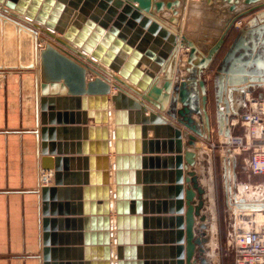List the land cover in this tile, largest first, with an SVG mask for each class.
Instances as JSON below:
<instances>
[{"label":"water","instance_id":"1","mask_svg":"<svg viewBox=\"0 0 264 264\" xmlns=\"http://www.w3.org/2000/svg\"><path fill=\"white\" fill-rule=\"evenodd\" d=\"M203 3V0L190 2L188 10L190 14L187 16L184 31L180 33L167 26L165 22L171 26L179 25L184 0H0V19L12 22L20 32L27 33L33 41L34 59L22 64V67L37 73L38 57L40 61L42 153L56 154L55 185L41 186L45 229L49 222L47 216L49 192H55L56 185L61 183V163L62 160H67L55 150L54 143L50 148L47 146L48 132L52 134L54 131V128L45 126L48 122L53 123L45 117L47 103L52 104L54 100L52 96H48L50 94L47 88L62 87L63 90L59 94L72 95L79 102L80 95L83 94H102L105 101L106 95L111 91L112 77L115 79L114 85L118 88L112 95L116 105H119V100H125L128 108L136 110L139 115L138 122L142 124L143 138H146L147 129L152 125L155 138L150 140V143L155 146L156 153H170L168 156L157 154L155 160L157 166L169 160L173 183L169 188L174 190L169 200L149 202L148 187L140 185V172L138 186H128L134 179L132 176L129 177L124 169L136 162L137 168L147 167L148 158L140 154L146 152L147 141L143 140L141 149L131 148L130 153L137 152L138 156L132 155L129 158L124 156L127 159L124 163L123 155L119 153L121 145L118 139L121 131L116 126L114 135L117 156L114 166L118 185L115 207L119 214L116 221L118 229L116 239L119 245L115 264H136L129 262L130 258L135 257V251L130 253L123 246L129 242L128 234L124 232L129 221H132L133 227L137 222L139 244L143 240L148 242L147 235L151 232L145 229L149 226L155 227L156 223L157 227L164 224L170 228L168 232H164L169 235L171 242V259H166L165 264L209 263L206 252L209 250L207 242L210 236L206 231L207 215L203 212L206 202L205 188L199 182L195 151L199 138L210 140L212 135V118L208 109L209 88L204 75L210 70L227 35L236 23L253 13L239 28L213 74L214 100L221 116L220 123L237 118L238 112L233 105L235 96L242 93L243 99H246L248 92H253L257 87H264V0H207L205 7L208 5L216 9L210 16L215 18L219 11L217 17L222 20L219 34L213 37L209 35L212 30H205L206 28L203 33L196 32V29L201 28L198 26L201 18H196L192 14L194 7L200 8L204 6ZM93 4H98V7L90 16L92 21L86 20L81 13H87L86 6L93 7ZM2 10L11 13L12 16ZM76 11L78 19L69 25V17ZM155 12L158 15H155ZM212 18L204 20L205 23L212 25ZM91 27L94 28L93 31ZM39 29L54 39L47 41L41 48L38 47ZM178 48L185 49L188 56L186 64L178 68H182L185 73L177 76L178 79L174 81L175 71L169 66L172 52ZM181 58L179 57L178 61ZM143 64L147 68H144ZM160 71L165 79L161 86L156 83L157 73ZM87 72L91 73L89 79ZM222 102L225 104V110L222 109ZM178 103L181 104L180 107ZM147 111L148 114H144ZM117 112L116 110V124ZM195 115L198 119L194 117ZM104 121L105 119L102 120ZM160 129L166 131L167 136H162ZM230 135L228 128L226 136ZM104 136L108 137L106 130ZM137 136H140L139 129ZM184 137L187 139L185 142ZM107 166L109 167V164ZM43 168L52 167L44 164ZM225 176V183L228 185L227 168ZM144 182H147V172L144 175ZM151 188L159 189L158 186ZM122 198L124 201H121ZM127 198L131 199L130 205L126 201ZM149 207L151 212L172 214L169 216L143 214L149 213ZM127 212L138 213V216L129 218L123 215ZM109 221L108 218V224ZM45 245L43 264H51L48 242L45 241ZM139 249L137 255L141 259L143 257L141 245ZM107 259V264H112L109 246ZM139 264L162 263L160 260L155 262L146 258L143 262L140 260Z\"/></svg>","mask_w":264,"mask_h":264},{"label":"crops","instance_id":"2","mask_svg":"<svg viewBox=\"0 0 264 264\" xmlns=\"http://www.w3.org/2000/svg\"><path fill=\"white\" fill-rule=\"evenodd\" d=\"M69 5V4H68ZM98 4L93 7L86 6L87 13H81L86 20L91 19ZM74 13L69 25L77 18ZM207 17H202L201 27L205 26ZM187 19H181L179 25L186 26ZM200 22V21H199ZM85 23V21H83ZM42 31H38V47L41 48ZM41 36V37H40ZM187 51L180 49L172 52L170 68L174 72V81L185 71L180 68L186 64ZM179 57L182 59L179 60ZM33 41L25 32H20L15 24L8 20L0 19V264H43L45 241L48 242L49 261L57 264H107V248H111V262L117 260L118 242L116 239L118 229L116 226L117 202L115 177V111L117 110L121 123L119 127H126L129 133L122 140L131 148H142V142L147 141L146 152L140 154L148 158L147 167L137 168V162L127 166L129 177H133L132 186H138L137 179H141V186H147V200L171 199L174 190L169 188L172 181L169 160L164 164H156L155 156H168L170 153H156L150 140L155 138L154 128L150 125L146 138L142 136V124L138 122L139 115L136 110H130L125 100H119V105L113 101L112 95L117 91L111 84V91L107 96L106 122H98L95 119L102 117L103 108L89 104L97 103L102 94L80 95L81 101L69 94H59L62 87L48 86L49 94L54 98L52 104L46 105L45 117L48 127L54 128L52 134L48 132L46 140L48 148L54 143L55 150L67 160L61 163V183L56 185V191L49 192L48 196V226L45 229L43 219V200L41 186L55 185V156L56 154L42 153V93L40 79V61L37 60V73L32 69H25L22 64L33 61ZM177 59V60H176ZM144 68H147L143 64ZM178 76V77H177ZM91 73L87 72V78ZM115 81L114 78L111 77ZM165 82L163 73H158L156 83L161 86ZM62 84V83H61ZM62 86V85H61ZM264 87L255 88L254 92H248L246 100L242 93L235 96L234 108L239 112L254 109L253 98H264ZM263 92H262V91ZM261 91V92H260ZM51 93H53L51 95ZM57 93V94H56ZM256 96V97H255ZM97 101V102H96ZM249 102V107L247 108ZM82 106L80 107V105ZM181 104L178 103V107ZM222 108L225 110V105ZM216 108V106H215ZM244 108V109H243ZM247 108V109H246ZM246 110V111H245ZM243 112V113H244ZM212 135L211 140L199 138L196 141L197 155L196 170L199 182L205 188V209L207 215V234L210 236L207 245L209 250L206 256L209 264L217 261V243L221 230L220 201L217 185L215 184V169L217 156L220 158L224 171H229V183H225L224 201L227 208L236 216L240 211L259 210L264 213V182L251 186L249 182H243V189L237 192L239 180L235 172H243L246 176L259 178L262 174H255L247 159L240 149L224 146L226 142V130L231 135L242 133L246 127L241 121L242 115L229 121L220 123V114L216 108V116L211 112ZM144 114H148V111ZM230 114V113H229ZM224 116V115H223ZM94 117V118H93ZM97 117V118H96ZM196 119L198 117L194 116ZM225 117V116H224ZM151 124V123H150ZM107 129L109 142L104 145V129ZM139 129L140 136H137ZM162 136H167L166 131L160 129ZM216 130V131H215ZM246 132V130L244 131ZM165 133V134H164ZM246 137L247 134L245 133ZM168 137H166L167 139ZM186 137L183 138L185 142ZM218 142V149L210 148V142ZM105 149V150H104ZM107 149V150H106ZM107 151V152H106ZM125 156H138L137 152H121ZM52 168L46 170L43 165ZM109 164V167L107 166ZM130 164V162H129ZM43 171V172H42ZM147 172V182L144 175ZM133 173V174H132ZM45 176H49L46 181ZM241 176V175H240ZM131 177V178H132ZM45 181V182H44ZM159 187L154 190L150 187ZM121 201H124L123 198ZM128 205L131 199L127 198ZM143 213L149 216H164L172 213ZM129 218L137 217L138 213L127 212ZM109 218V224L107 219ZM213 223V224H212ZM232 225L230 235L233 237L235 223ZM149 226L147 230V243L137 242V222L133 227L129 221L125 233L129 242L123 244L126 251L134 250L136 255L129 262L138 263L148 260H158L165 264L166 259H171V242L167 233L170 228L162 224L161 227ZM216 227V228H215ZM144 232V228H142ZM161 232V233H155ZM144 236V233H143ZM231 237V238H232ZM135 240V241H134ZM213 242V243H212ZM215 244V245H213ZM141 251V259L137 255ZM131 257V256H130Z\"/></svg>","mask_w":264,"mask_h":264},{"label":"built area","instance_id":"3","mask_svg":"<svg viewBox=\"0 0 264 264\" xmlns=\"http://www.w3.org/2000/svg\"><path fill=\"white\" fill-rule=\"evenodd\" d=\"M254 102L255 108L246 111L242 117V123L248 129L247 138L243 135H232L228 139V144L242 151L256 147L250 160V167L253 173L264 174V100ZM212 146L215 144L212 143ZM233 244L234 264H264L263 212L250 210L238 215Z\"/></svg>","mask_w":264,"mask_h":264},{"label":"rangeland","instance_id":"4","mask_svg":"<svg viewBox=\"0 0 264 264\" xmlns=\"http://www.w3.org/2000/svg\"><path fill=\"white\" fill-rule=\"evenodd\" d=\"M3 12H5L7 15L12 16L11 13L6 12L4 10H2ZM157 13V12H156ZM158 14V13H157ZM253 15V13L243 17L242 19H240L236 25L233 27V29L229 32V34L227 35V38L225 40V43L223 44L220 52L218 53L213 65L211 66L210 70H208L204 77L206 78L207 82H208V88H209V103H208V109L210 112L213 113V115L216 116V108H215V100H214V89H213V74L215 71V68L217 66V64L220 62L222 56L224 55V53L226 52V50L228 49L231 41L234 39V37L236 36L239 28ZM14 17V16H13ZM17 18V17H14ZM20 20V19H19ZM43 32V31H42ZM44 33V32H43ZM45 34V33H44ZM46 35V34H45ZM48 36V35H46ZM49 37V36H48ZM43 41H40V44H42ZM182 59V58H181ZM258 88V87H257ZM260 89L263 87H259ZM255 90V89H254ZM263 90V89H262ZM261 90V91H262ZM260 91V92H261ZM264 91V90H263ZM262 91V92H263ZM254 92V91H253ZM240 97V94L238 95ZM256 97V96H255ZM246 100V99H245ZM255 100H264V98H254L253 101ZM224 102H222V108H224ZM249 107V102L247 105V108ZM246 108V109H247ZM244 109V108H243ZM249 109H247L248 111ZM218 111V110H217ZM246 111V110H245ZM244 110H240L238 112V115H244ZM238 117V116H237ZM243 117V116H242ZM242 121V118H241ZM246 130V132H244ZM245 130L242 129V133L240 134H235V135H243L246 133L248 135V129L246 128ZM216 131V130H215ZM232 136V135H230ZM230 136H227L226 142L223 143L224 146H229L230 144H228V139L230 138ZM245 137V136H244ZM247 138V136L245 137ZM211 140V139H210ZM212 143L215 144V146H212ZM218 142L215 141H211L210 142V148L212 149H218ZM231 147V146H230ZM256 147H250V149L245 150L243 152H245L244 156L251 160V157L254 153ZM241 175V176H240ZM225 171L222 165V162L220 160V158L217 156V161H216V169H215V184L217 185V189H218V194H219V201H220V215H221V230L219 233V242L217 243V252H219V256L217 261L213 262L212 264H234V244H233V237L230 235V231L232 230V225L229 224L230 220L234 219V223H235V227L237 224V219H238V215L242 212L240 211L239 213H237V215L235 216L233 214V212L231 210H229L227 208V203L224 201V192H225ZM237 180H239V182H241L238 186V188L236 189L237 192H241V188L243 189V182H249L251 184V186H255L258 185L260 182L263 183L264 182V174H262L259 178H256L254 176L251 175V177L246 176V174H244L243 172H236V176ZM261 218V216H260ZM259 218V219H260ZM262 221V219L260 220ZM235 230V228H234ZM232 237V238H231ZM210 262V261H209ZM209 264V263H208Z\"/></svg>","mask_w":264,"mask_h":264},{"label":"bare ground","instance_id":"5","mask_svg":"<svg viewBox=\"0 0 264 264\" xmlns=\"http://www.w3.org/2000/svg\"><path fill=\"white\" fill-rule=\"evenodd\" d=\"M191 1H193V2H197V1H201V0H184V7H183V10H182V14H181V19H187V16H189L188 14H190V12H188V10H189V8H190V2ZM204 1V3H203V5L204 6H202V7H200V8H198V7H194L195 9H194V14H192V15H194V17H199V19L201 18V20H200V22L198 23V26H201V23H202V17L203 16H206L207 18H212L210 15L213 13L212 11H214V10H216V9H214V8H210V6H208V5H206V7H205V3L207 2V0H203ZM213 5V4H212ZM219 10V9H218ZM212 12V13H211ZM217 15H216V17L214 18H212L211 19V23H212V25H210V24H206L205 26H203V27H201V28H198V29H196V32L197 33H203V31H204V28H206L205 30H212V32L209 34V32H207L206 31V33H208L209 35H211L212 37L214 36V35H218L219 34V32H220V26H221V21L222 20H220L219 19V17H217L218 16V14H219V11H218V13H216ZM155 15H158L156 12H155ZM224 16H226L225 14H224ZM72 17H73V15L72 16H70L69 17V21L72 19ZM221 18V17H220ZM78 19V18H77ZM181 19H180V21H181ZM165 24L167 25V26H170V27H173L174 29H175V31H177V32H183L184 31V28H183V26L181 27L180 25H178V26H171L169 23H167V22H165ZM93 27H91V30L93 31ZM182 30V31H181ZM39 32H41L42 30L41 29H39L38 30ZM56 34H60L59 32H55ZM41 37V36H40ZM42 41H43V43H42V45H40L41 47H43L44 45H45V43L47 42V41H52V40H54L53 38H51V37H48V36H46L44 33H42V39H41ZM209 44H211V42H209ZM180 49H183V48H178V49H176L177 50V52H179V50ZM176 52V51H175ZM174 52V53H175ZM106 68H108L107 66H106ZM109 69V68H108ZM159 73V72H158ZM157 73V74H158ZM140 77V76H139ZM114 80H112L111 79V84L113 85V86H115L114 85ZM115 88L118 90V88L115 86ZM117 92V91H116ZM140 97V96H139ZM104 95H103V97L97 102V103H91V104H89V106L92 108V109H94V106H97V107H99V108H103V112H102V117L100 118L99 116H98V118H97V120H98V122H102V120L103 119H105V121L104 122H106L107 121V119L105 118L106 117V115H107V113L109 114V110H107V99L104 101ZM113 99V98H112ZM114 101V100H113ZM151 106V105H150ZM153 107V106H152ZM156 110H159V109H157L156 108ZM162 114H165V112L164 111H161V110H159ZM117 117H118V123L116 124V121H115V124L119 127V124L121 123V121H120V117H119V114L117 113ZM115 118H116V111H115ZM116 127V126H115ZM105 130H106V132H107V129L105 128L104 129V135H105ZM119 130L121 131V136L119 137V139H118V142H119V144L121 145V149H120V152L119 153H121V152H131V147H128V146H126V143L125 142H123V138L125 137V136H127V134L129 133V129L128 128H126V127H119ZM108 134V133H107ZM109 136V135H108ZM115 139H116V137H115ZM104 145H105V148H106V146H108V144H109V142L107 141V138H104ZM115 142H116V140H115ZM115 142H114V144H115ZM137 149V148H136ZM122 150V151H121ZM115 151H116V149H115ZM107 152V151H106ZM117 153V152H116ZM131 157V156H129V154L128 155H125V157ZM122 159H123V162L124 163H126L127 162V159H125L124 158V156H122ZM129 161V160H128ZM122 162V161H121ZM130 162V161H129ZM129 162H128V165H129ZM45 169V168H44ZM51 169V168H50ZM46 170H49V169H46ZM43 172V171H42ZM53 175H54V172H53ZM128 175H130V174H128ZM48 178H50L49 176H45V181L48 179ZM44 181V182H45ZM118 213V212H117ZM259 216V215H258ZM261 216V215H260ZM213 224V223H212ZM216 228V227H215ZM213 243V242H212ZM213 245H215V244H213ZM140 262V261H139ZM139 262L138 263H136V264H139Z\"/></svg>","mask_w":264,"mask_h":264}]
</instances>
